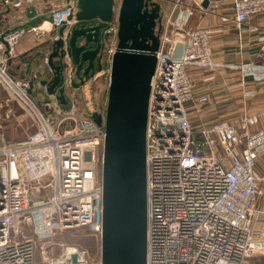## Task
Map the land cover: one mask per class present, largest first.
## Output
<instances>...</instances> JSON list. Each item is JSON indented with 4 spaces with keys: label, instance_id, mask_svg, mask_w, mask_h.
Returning a JSON list of instances; mask_svg holds the SVG:
<instances>
[{
    "label": "built area",
    "instance_id": "built-area-1",
    "mask_svg": "<svg viewBox=\"0 0 264 264\" xmlns=\"http://www.w3.org/2000/svg\"><path fill=\"white\" fill-rule=\"evenodd\" d=\"M115 1L118 9L120 0ZM223 1L232 4L238 29L248 25L250 33L258 30L251 21L264 13V0ZM38 5V0H0V84L7 93L0 100V133L9 128L13 104L36 125L21 141L0 136V264H37L38 250L48 260L57 247V258L47 264H101L100 257L93 260L75 245L54 241L62 231L82 227L101 241L104 129L94 122L96 115L81 110L68 58L62 69L68 110L47 93L42 72L22 78L9 73L25 34L52 45L59 38L56 30L63 27L64 40L75 23L76 0L45 13L35 10ZM29 9L46 19L20 28L27 22L20 13ZM194 12L186 0H172L163 14L147 112L146 264H264V206H259L264 178L255 169L264 158V125L253 129L264 114L245 112L236 123L217 121L193 129L189 111L200 114L212 101L195 87L189 68L221 66L212 58L214 31L188 27ZM117 26L114 16L104 30L101 74L107 83ZM42 64L50 70L47 56ZM231 69L264 82V64ZM34 86L40 91V108L28 96ZM42 191L47 197L32 201V194Z\"/></svg>",
    "mask_w": 264,
    "mask_h": 264
},
{
    "label": "water",
    "instance_id": "water-1",
    "mask_svg": "<svg viewBox=\"0 0 264 264\" xmlns=\"http://www.w3.org/2000/svg\"><path fill=\"white\" fill-rule=\"evenodd\" d=\"M67 2L69 0H66ZM168 0H76L75 23L66 39L52 43V72L47 93L68 110L62 87L64 58L74 67L72 86L79 88L101 71L104 30L117 18V44L111 56L104 114L93 120L105 133L102 160L101 264H146V128L151 80L160 46L162 2ZM20 28L46 19L35 17ZM57 59L58 63H54ZM77 82L78 87L73 85Z\"/></svg>",
    "mask_w": 264,
    "mask_h": 264
},
{
    "label": "crops",
    "instance_id": "crops-1",
    "mask_svg": "<svg viewBox=\"0 0 264 264\" xmlns=\"http://www.w3.org/2000/svg\"><path fill=\"white\" fill-rule=\"evenodd\" d=\"M171 1L172 0L161 3L162 14L168 11ZM38 2L39 5L35 6V10L38 11V13H45L51 7L63 5L67 1L38 0ZM186 3L193 6L195 9L194 14L189 19L188 27L191 29L210 28L214 31L210 39L212 58L215 64L221 65L220 68L212 70H203L197 67L189 68V74L195 87L199 92L208 93L212 101L211 104L201 108L200 114H197L194 110L189 111V118L193 129L199 131L201 128L209 126L217 121L236 123L238 117L229 116L234 113L238 116L245 112L248 114H264V82L255 83L252 81L251 77H242L240 72L237 70L235 72L234 69H231V66L244 67L249 64H264V40L260 39L261 36L264 35V13L258 14L253 18L251 23L257 26L258 30L255 33H250L248 25H242L240 29L236 26L234 21V10L230 2L223 0H186ZM5 15L8 16V13ZM20 16L24 21L28 22L30 20L26 12L20 13ZM6 23L10 25L12 21L9 19ZM57 31L58 30L55 32ZM42 44L46 45V48L42 52L41 60H33L32 62L30 59H28V61L25 59L26 61L19 70L20 75H13L14 78H22L32 72L38 71L39 74L42 72L41 82L48 83L51 81L53 77L51 70L43 67L42 64L43 58L45 56L48 58L52 51V45L49 41L38 42L34 35L30 33L25 34L19 40L16 48L19 54L18 58L27 53H31L34 48ZM53 61L55 64L58 63L57 59ZM101 71L96 73L90 83L88 82V85L92 84V93L95 94V90H98V94H101V99L98 98L99 110L97 107V111H104L105 109L106 98H104L103 93L107 92L108 86L107 79L101 74ZM229 72L238 74L237 83L235 85L228 84L230 82L227 80V75L230 74ZM33 88L36 87L34 86ZM231 88H236L235 94L229 91ZM77 92H81L80 87L77 89ZM1 97L5 98L3 91L0 92V98ZM223 97H225V99L222 100ZM232 101H234V104L232 103L229 107L228 103ZM223 102L226 104H222ZM12 106L13 115L9 120V128L8 130L2 131L0 136L4 135L7 141H21L26 139L29 133L31 134L35 130L36 125L29 117H26L25 112L20 106L17 104H13ZM99 114H101V112H98L96 115ZM263 125L264 119H261L253 129L260 128ZM27 131L28 134H26ZM196 137L200 139L197 133ZM255 169L259 175L264 178L263 157L258 160ZM260 186L264 193V181ZM259 206H264V194L259 199Z\"/></svg>",
    "mask_w": 264,
    "mask_h": 264
},
{
    "label": "rangeland",
    "instance_id": "rangeland-1",
    "mask_svg": "<svg viewBox=\"0 0 264 264\" xmlns=\"http://www.w3.org/2000/svg\"><path fill=\"white\" fill-rule=\"evenodd\" d=\"M168 1H170V0H168ZM165 13H167V12H165ZM162 17H163V14H162ZM163 22L164 21L161 20V24H163ZM101 69H102V66H101ZM229 73H225V74H229V75H227V80L230 81L228 84L229 85H231V84L235 85L237 83L238 74L237 73H231V72H229ZM89 83L80 87V89H81L80 94H81V100H82L81 104H83L81 110L83 111V113L85 115H88L90 113L88 111V109H91V110L93 109V104L94 103L96 104L95 100H98V98L101 99V94L100 95L98 94L99 93L98 90H95L96 91L95 94L92 93L93 87H92V84L88 85ZM73 85L78 87V84L76 81L73 83ZM0 91H3V95L5 97H7V95H6L7 93L5 92V88L1 84H0ZM229 91L232 94H235L236 88H231V89H229ZM103 92H104V90H103ZM104 93H103L104 98H106L107 92H104ZM2 98L3 97H1L0 100H2ZM223 99H225V97H223L222 100ZM232 103L234 104V101H232L231 103H228V106L230 107ZM222 104L225 105L226 103L223 102ZM85 108H87V110ZM104 111H105V109H104ZM81 112H80V114L83 115ZM103 114L104 113H101V115H103ZM229 116H233L236 118L238 117V115L235 113L232 115L230 114ZM26 134H28V131L26 132ZM29 135H31V134L29 133ZM11 141H13V140H11ZM44 197H47V194L45 193V191L37 192V193L34 192L32 194V201L40 199V198H44ZM54 243L62 244L64 246L75 245V246L83 249L84 251H86L88 253V255L90 256V258L93 260L100 257V241L94 235H92V233H90L86 228H83V227L78 228V229L65 230V231L58 233L55 237ZM59 252H60V248L57 247L55 249V252L52 251L51 256L48 260L56 259ZM48 260H46L45 256L42 255L41 252L39 253V250H38L37 257H36L37 264H47L46 261H48Z\"/></svg>",
    "mask_w": 264,
    "mask_h": 264
},
{
    "label": "trees",
    "instance_id": "trees-1",
    "mask_svg": "<svg viewBox=\"0 0 264 264\" xmlns=\"http://www.w3.org/2000/svg\"><path fill=\"white\" fill-rule=\"evenodd\" d=\"M46 48V45H39L38 47L34 48L33 51L31 53H27L25 55H22L20 56L17 61H15L14 64H11L9 65V73L12 77H14L13 75H17L19 76L20 73H19V70L21 69L22 67V64L28 59H30L32 62L33 60L34 61H40L41 60V56H42V52L43 50ZM40 57V58H39ZM26 59V60H25ZM19 61V62H18ZM39 93L40 91L37 90L36 88H32L30 89L29 91V99L30 101L37 107V108H40V105H41V101H40V97H39ZM96 101V100H95ZM82 105L81 104V108H82ZM97 107H98V100H97V103L93 104V109H88V111L90 112L88 115H96L98 114V112H101V113H104V111H97ZM87 110V108H85ZM98 110H99V107H98ZM101 110V109H100ZM92 112V113H91ZM36 131V127H35V130L31 133L33 134L34 132Z\"/></svg>",
    "mask_w": 264,
    "mask_h": 264
},
{
    "label": "flooded vegetation",
    "instance_id": "flooded-vegetation-1",
    "mask_svg": "<svg viewBox=\"0 0 264 264\" xmlns=\"http://www.w3.org/2000/svg\"><path fill=\"white\" fill-rule=\"evenodd\" d=\"M161 20H163V17H162V16L160 17V21H159L160 23H159V25H162V24H161Z\"/></svg>",
    "mask_w": 264,
    "mask_h": 264
}]
</instances>
